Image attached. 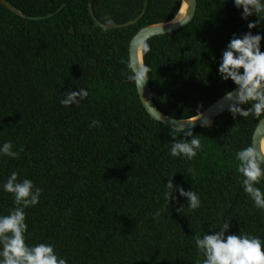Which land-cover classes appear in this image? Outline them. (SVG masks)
Instances as JSON below:
<instances>
[{
  "label": "trees",
  "instance_id": "16d2710c",
  "mask_svg": "<svg viewBox=\"0 0 264 264\" xmlns=\"http://www.w3.org/2000/svg\"><path fill=\"white\" fill-rule=\"evenodd\" d=\"M7 1L24 16L0 2V147L11 141L20 155L0 153V216L16 207L3 188L12 172L42 190L25 209L28 245H54L67 264H203L194 235L219 232L225 222V236L248 234L264 244V210L243 190L236 160L264 116L228 110L210 127L192 129L203 145L192 160L173 157L172 128L148 113L129 79L133 36L172 20L182 0ZM146 3L144 15L121 28L101 27L90 12L92 5L102 23L122 24ZM242 12L234 0H198L186 26L147 41L144 63L162 112L192 118L238 86L219 73L223 52L234 34L264 37V20ZM260 46L264 52V38ZM79 88L88 91L85 99L61 104ZM93 120L100 125L90 127ZM170 176L198 194V209L178 191L166 202ZM256 186L264 192V180Z\"/></svg>",
  "mask_w": 264,
  "mask_h": 264
},
{
  "label": "clouds",
  "instance_id": "9594fccd",
  "mask_svg": "<svg viewBox=\"0 0 264 264\" xmlns=\"http://www.w3.org/2000/svg\"><path fill=\"white\" fill-rule=\"evenodd\" d=\"M237 8L242 7V18L247 19L255 13L260 20H264V2L262 0H234ZM187 14L180 22L185 23ZM189 19H187L188 22ZM260 20L250 22L248 28L257 27ZM111 23V21H109ZM162 31V30H161ZM163 32V31H162ZM260 34L253 35L251 31L245 33L242 38L233 35L227 49L223 52L222 63L219 66V73L224 80L229 78L238 85L235 93L227 92L225 99L231 101L228 110L233 117L237 114L247 118L250 114L259 118L264 116V52L261 51ZM139 47L143 53H148L151 49L146 41H140ZM132 75L129 79L134 81L139 91L146 84L151 68L138 60H130L128 64ZM241 69L243 70L241 72ZM88 96V91L79 88V91H67L61 104L68 107L79 102ZM250 104L251 107L245 109L241 107ZM200 120L202 127H210L211 120L198 112L194 119H184L194 126L195 121ZM99 120H93L90 127H98ZM191 137V140L177 139L180 134ZM171 135L175 142L172 143L170 154L173 157H186L192 160L198 151L203 150V145L198 136L193 135L191 127L187 130L181 126L172 127ZM23 151V148H21ZM0 153L11 158H19L20 153L13 150L11 141L5 142L0 147ZM238 161L237 171L244 178L242 186L245 193L253 200L257 209L264 210V192L256 185L264 180V147L257 148L255 143L236 153ZM186 174V173H185ZM187 174L195 176V170L189 168ZM186 174V175H187ZM18 172L12 174L4 183V191L13 194L16 207L6 216H0V264H67L66 259L60 258L54 245L39 243L30 246L26 243L25 233L27 225L25 223V209L39 203L42 190L34 188L30 179L18 182ZM173 176V175H172ZM166 183L164 198L169 204L173 199V193L178 191L181 196L187 197L190 210H196L201 206L198 194L192 190L185 191L183 187L174 186L171 177ZM183 207L177 209L182 210ZM161 209L154 213V218H158ZM220 231L214 234H205L203 237L199 233L194 235V241L199 253L204 257L203 264H264V244L260 238L248 234L227 235L229 222L219 226ZM215 228V227H213ZM200 264V261H197Z\"/></svg>",
  "mask_w": 264,
  "mask_h": 264
},
{
  "label": "water",
  "instance_id": "95a60500",
  "mask_svg": "<svg viewBox=\"0 0 264 264\" xmlns=\"http://www.w3.org/2000/svg\"><path fill=\"white\" fill-rule=\"evenodd\" d=\"M0 2L2 4H4L5 6H7L8 8H10L13 12H15L21 16H24V14L20 10H18L16 7H14L9 1L0 0ZM184 4L187 5L186 14H187V19H189V20L187 22V19H186L185 23H181L180 21L182 19L179 21H175V19H176L177 15L179 14V12L182 9V6ZM147 7H148V3H146L143 12L137 18L130 20L128 22L122 23V24H104V23H102L96 17L92 5H90V12H91L93 19L97 22V24H99L103 28L112 29V28L127 27L129 25L136 23L144 15ZM197 8H198V0H182L181 8H180L179 12L177 13V15L172 20H169L166 22L154 23V24L147 25V26L141 28L131 39L130 47H129L130 60H138V61L142 62L143 64H145L144 63V53H143L142 49L139 47L140 41L143 40V41L147 42L150 38H152L154 36L171 33V32L177 31L180 28L186 26L195 17L196 12H197ZM237 89H238V86L236 88H234L233 90H231L230 92L235 93L237 91ZM138 93H139V91H138ZM139 95H140V99H141L144 107L148 111V113L154 119L161 121L162 123H164L165 125H167L171 128L174 126L183 125L185 130H187L189 127H191V129H194V128L201 125L200 120L195 121L194 126H193L187 122H181V120H184V119L174 118V117L168 116L167 114L162 112L155 102L153 89L151 86V81H150L149 76H148L146 84L141 89ZM225 96H226V94L224 96H222L220 99H218L215 103H213L210 107H208L205 111H203L202 112L203 115L205 117L209 118L210 120H212V119L220 116L224 112L228 111L229 104L231 103V101L225 99ZM194 118H195V116L192 118H188V119H194ZM252 143H255L257 148L264 147V118H262L260 120V122L258 123V125L254 131Z\"/></svg>",
  "mask_w": 264,
  "mask_h": 264
},
{
  "label": "bare ground",
  "instance_id": "6f19581e",
  "mask_svg": "<svg viewBox=\"0 0 264 264\" xmlns=\"http://www.w3.org/2000/svg\"><path fill=\"white\" fill-rule=\"evenodd\" d=\"M186 11H187V5L184 4L182 6V9L180 10L179 14L177 15L175 21H179V20L183 19L186 15Z\"/></svg>",
  "mask_w": 264,
  "mask_h": 264
}]
</instances>
